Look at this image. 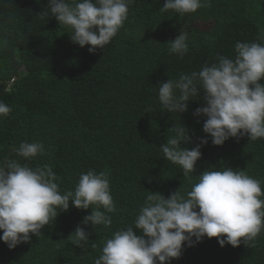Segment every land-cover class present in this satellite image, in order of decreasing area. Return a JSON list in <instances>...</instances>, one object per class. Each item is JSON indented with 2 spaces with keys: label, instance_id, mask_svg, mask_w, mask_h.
<instances>
[{
  "label": "trees",
  "instance_id": "trees-1",
  "mask_svg": "<svg viewBox=\"0 0 264 264\" xmlns=\"http://www.w3.org/2000/svg\"><path fill=\"white\" fill-rule=\"evenodd\" d=\"M164 3L135 0L128 20L106 49L90 53L91 45L74 44L55 17L39 15L48 0H0V24L10 28L0 34L9 40L0 50V101L12 109L0 118V159H20L14 147L24 140H40L50 154L32 161L33 166H52L62 190L74 188L80 172L108 171L117 207L111 227L101 225L95 231L82 225L91 208L70 205L30 242L9 249L0 240V264H94L104 239L132 221L148 190L168 197L181 187L183 172L163 158L159 147L181 118L192 130L188 147L200 137L209 140L201 147L194 174L227 165L264 180V139L250 142L242 136L215 146L203 132L204 118L193 115L204 106L202 99L190 102L180 117L162 111L156 88L169 76L198 71L217 53L234 55L237 41H251L264 32V0H212L211 7L187 16L161 13ZM184 25L190 41L181 59L169 55L166 43ZM78 225L91 233L85 249L67 240ZM91 243L97 248L91 249ZM255 243L251 248L243 243L222 247L217 238L205 237L192 247L185 245L172 264H264V233Z\"/></svg>",
  "mask_w": 264,
  "mask_h": 264
},
{
  "label": "clouds",
  "instance_id": "clouds-1",
  "mask_svg": "<svg viewBox=\"0 0 264 264\" xmlns=\"http://www.w3.org/2000/svg\"><path fill=\"white\" fill-rule=\"evenodd\" d=\"M134 2L48 0L39 15L55 17L60 28L69 30L66 33L74 44L91 45L88 50L95 53L98 48L106 49L119 33ZM211 6L212 0H165L159 11L187 16ZM9 32L7 25L0 24V34ZM189 41L190 32L184 25L180 34L166 43L169 55L182 59L189 52ZM8 46L9 40L0 35V50ZM156 88L162 111L180 117L188 112L190 102L202 99L204 106L196 108L193 115L204 118L203 132L215 146L242 136H248L250 142L264 139V32L254 40L237 41L234 55L217 53L198 71L169 76ZM11 111L0 101V118ZM191 133L181 118L167 130L166 142L159 145L163 158L183 172L181 187L168 197L148 190L132 221L104 239L94 264H172L182 256L185 245L192 247L205 237L217 238L222 247L256 246L258 236L264 233V180L227 165L209 166L194 174L201 147L209 140L200 137L199 143L188 147ZM13 150L20 159H0V240L9 249L30 242L33 235H43L41 230L70 205L91 208L82 225H91L95 231L97 226L111 227V214L117 207L108 171L80 172L74 188L62 190L52 166L32 165L50 154L42 141L24 140ZM90 236L78 225L67 240L85 249L92 241ZM90 248L97 245L91 243Z\"/></svg>",
  "mask_w": 264,
  "mask_h": 264
},
{
  "label": "rangeland",
  "instance_id": "rangeland-1",
  "mask_svg": "<svg viewBox=\"0 0 264 264\" xmlns=\"http://www.w3.org/2000/svg\"><path fill=\"white\" fill-rule=\"evenodd\" d=\"M202 26H204V27H209V24L204 23Z\"/></svg>",
  "mask_w": 264,
  "mask_h": 264
}]
</instances>
